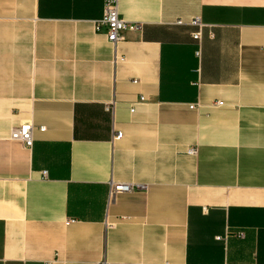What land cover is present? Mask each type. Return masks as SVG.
<instances>
[{"label": "crops", "instance_id": "1", "mask_svg": "<svg viewBox=\"0 0 264 264\" xmlns=\"http://www.w3.org/2000/svg\"><path fill=\"white\" fill-rule=\"evenodd\" d=\"M103 7L0 0V264H264V0Z\"/></svg>", "mask_w": 264, "mask_h": 264}, {"label": "built area", "instance_id": "2", "mask_svg": "<svg viewBox=\"0 0 264 264\" xmlns=\"http://www.w3.org/2000/svg\"><path fill=\"white\" fill-rule=\"evenodd\" d=\"M103 17L95 22V28L98 31H104L108 40L115 46L123 39V33L128 30L130 23L126 21L120 14V0H104ZM183 24L182 20L178 21ZM190 24L198 27V30L193 32V37L200 40L202 38V30L205 24L199 17H195L190 21ZM138 26L137 24L135 25ZM121 57L115 56V62ZM142 99V98H141ZM107 110H110V105H107ZM11 138L20 141L27 148H31L34 144V125L32 122L21 123L13 128ZM123 136L121 131H117L114 139H120ZM194 151V150H193ZM134 189V185L130 183H112L110 187V199L115 195L123 192H130ZM76 219H68L67 224L75 222Z\"/></svg>", "mask_w": 264, "mask_h": 264}]
</instances>
